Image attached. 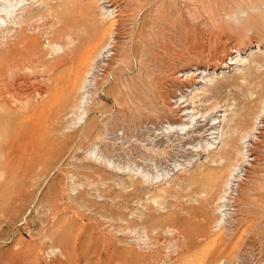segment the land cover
<instances>
[{
  "label": "rangeland",
  "instance_id": "obj_1",
  "mask_svg": "<svg viewBox=\"0 0 264 264\" xmlns=\"http://www.w3.org/2000/svg\"><path fill=\"white\" fill-rule=\"evenodd\" d=\"M189 1L149 35L143 87L151 5L0 0V264H264V47L195 55L178 9L235 0Z\"/></svg>",
  "mask_w": 264,
  "mask_h": 264
},
{
  "label": "bare ground",
  "instance_id": "obj_2",
  "mask_svg": "<svg viewBox=\"0 0 264 264\" xmlns=\"http://www.w3.org/2000/svg\"><path fill=\"white\" fill-rule=\"evenodd\" d=\"M99 1H101V3H100L101 5L105 3V0H99ZM142 1L146 2L145 0H135L134 3L142 2ZM178 1H180V0H178ZM181 1H183V0H181ZM169 2H170V0H149L148 2H146V4H144L145 6L151 5V11L152 12H151V22H149L150 26L147 25V27L149 28L148 32L150 33V34L149 33L147 34L149 38L147 39V42L145 41L146 42L145 44L143 41H142L143 43L141 42L143 50L140 53V57L143 56L145 59L142 61L140 59L138 62L139 66L142 67L139 69L140 72H142V73L140 75L141 77L138 78L137 82L139 84H141L143 87H145V86L147 87V86L152 84L153 80H151L152 78L150 79V77H149V76L153 75L149 71L150 70L149 67L151 66V63L155 62L156 60H161V57H162V56L160 57V54H157L154 50H152L151 44L155 43L156 38L155 39L153 37L151 38V36H149V35L153 34V31L156 30V29H154L155 27L161 28V27L165 26V24L168 22V13L169 12H168L167 3H169ZM196 2L194 1L195 4H196ZM233 2L235 3L234 6L227 7V9L225 7V9H223L225 6V4H224V6L221 8V10L218 11V13L208 10L209 11V12H207L208 17H207V15L205 17V18H208L207 22H203L204 20L201 21L200 15H198V12L195 10L192 11V13L188 12V14L190 13V15H189L190 17H189L188 14L186 13L187 12L186 10H185L186 11L185 12V11H183V9H178V20L183 25L185 34L188 35V45L193 50L192 52L195 55L203 56L205 54V56H206L207 55L206 53H210L211 63H213V64L220 63V65H221V63H223V62H220V59L224 58L226 56V54L231 53L232 50L236 47H237L236 48L237 51L245 50L246 48L253 45L254 43L256 44L257 48H260L261 46L264 47V0H235ZM18 3L19 2L16 1L14 5L10 4L9 7L13 8L15 10ZM131 4H133V3H131ZM0 5H2V4H0ZM136 5H139V4H136ZM196 5H198V3ZM204 5H206V4H203V6ZM227 5L228 4H226V6ZM133 6H135V4ZM187 6H188V4H187ZM203 6H201V7H203ZM136 7L137 6H135V8ZM138 7H140V6H138ZM142 7L144 8V6H142ZM103 8H104V6H103ZM103 8H101V9H103ZM205 9H204V11H205ZM104 10H105V12H108L106 10V8H104ZM204 14H205V12H204ZM14 16H15V14H14V11L12 9L9 11H0V20H2V21H6L7 18H9L11 20V18L13 19ZM136 17H138V15ZM73 32H74V29H73ZM86 32H87V30H86ZM95 32H97V30L96 31L94 30L93 32L88 33V34L86 33L87 34L86 36H82V37L78 36V38L76 40H74L75 42L76 41L78 42V44H76L77 46H74V48L72 50H69L70 52L68 54V57L67 56H65V57H67L68 62L66 60V63H68L69 67H70L69 63L72 64V67H73V65H75L74 66L75 70H73V69L71 70L72 67H70V70L68 68V70L70 71V74H69V78L67 80L60 81V79H58V82L60 81L59 84H60V87L62 88V90L64 89L67 91L69 89L68 92L71 91V88L73 87V84H74L73 83L74 81H72V80H74L77 77V71L79 69H81L80 68L81 66L88 63V61L90 59L89 58L90 54L91 53L93 54V52L96 50V48H98V45H100L99 42L101 39L96 36L97 34L95 35ZM154 34H153V36H155ZM99 36L102 37L101 34H99ZM103 37H102V39H103ZM146 38H147V36H146ZM142 39H144V37ZM102 42H103V40H102ZM109 46H110V44L107 45V43H106L105 46H102V48L100 47L101 49H99V51L103 50L104 53H107ZM97 52H98V50H97ZM64 71H66V70H64ZM62 75H64V74H62ZM60 77H61V75H60ZM53 84H54V82H53ZM56 86H59V85H56ZM76 88H78V87H76ZM60 92H61V90H60ZM188 111H186V112H188ZM244 137H243V139H245ZM229 143H231L230 140L226 141L225 142L226 146H229ZM232 168L234 169V167H232ZM205 181H206V179H205ZM208 184L210 187V185L212 184V181H209ZM211 187H212V185H211ZM221 198H219V199H221ZM219 205H220V203H219ZM221 207H223V205ZM219 208H220V206H219ZM184 250L187 251V247H185Z\"/></svg>",
  "mask_w": 264,
  "mask_h": 264
}]
</instances>
